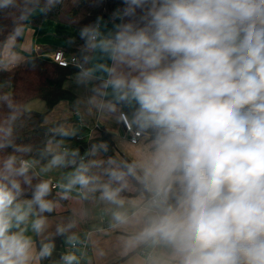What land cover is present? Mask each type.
Returning a JSON list of instances; mask_svg holds the SVG:
<instances>
[{
  "label": "clouds",
  "instance_id": "1",
  "mask_svg": "<svg viewBox=\"0 0 264 264\" xmlns=\"http://www.w3.org/2000/svg\"><path fill=\"white\" fill-rule=\"evenodd\" d=\"M124 5L106 34L81 30L85 47L110 63L80 79L102 73L95 78L111 90L104 107L119 113L132 142L146 144L133 160L107 155L106 142L84 155L48 148L39 172L35 161L4 159L0 264L52 257L51 240L35 251L29 225L39 237L45 214L68 200L99 201L111 229L135 227L124 251L150 249L146 264H264V0ZM53 168L71 170L55 182L39 178ZM86 217L82 208L57 225L69 246L60 264H81L86 255L79 246L89 237L72 231Z\"/></svg>",
  "mask_w": 264,
  "mask_h": 264
},
{
  "label": "trees",
  "instance_id": "2",
  "mask_svg": "<svg viewBox=\"0 0 264 264\" xmlns=\"http://www.w3.org/2000/svg\"><path fill=\"white\" fill-rule=\"evenodd\" d=\"M71 1L12 0L11 4L0 6V166L9 155H16L18 160L35 161L34 170L38 172L37 169L46 165L50 159V156L41 154L50 148V144L63 139L76 140L84 149L106 142L109 145L107 155L117 158L107 131L100 130L98 136L89 140L84 137L79 139L81 131H75V136L61 137L57 134V124L46 122L47 111L60 101L73 97L64 84L74 73L85 69L91 58L92 52L80 38L81 30L88 26H98L99 31L106 34L112 28L113 14L125 7L124 0H78L76 7L64 16ZM2 3L3 0H0V5ZM46 20L76 28V37L69 38L64 50L68 55L78 58L79 66L62 67L41 56L30 57L13 67L7 66L4 57L10 43L11 51L15 52L26 26H40ZM38 99L46 103V112L28 110L27 105ZM39 178L49 179L43 175ZM36 182L38 181H33ZM56 191L53 190V197L50 198L55 197ZM55 214L56 211L46 213L45 216L51 217ZM49 240L55 244V250L52 257L42 260V264H58L60 258L57 252L61 238L44 242ZM39 244L40 242L38 250Z\"/></svg>",
  "mask_w": 264,
  "mask_h": 264
},
{
  "label": "crops",
  "instance_id": "3",
  "mask_svg": "<svg viewBox=\"0 0 264 264\" xmlns=\"http://www.w3.org/2000/svg\"><path fill=\"white\" fill-rule=\"evenodd\" d=\"M76 34L75 27L51 20L44 21L40 26L28 25L17 44L15 52L11 51L12 44L10 43L5 53L4 62L7 66L13 67L35 56L52 60L53 54L58 50H64L68 45L69 38H75ZM91 52L92 55L87 67L82 71L93 69L94 66L100 63H110L106 58H102L98 51ZM82 71L74 73L64 84V87L73 95L72 98L60 101L50 111H47L46 105L42 108L40 106L41 111H47L46 122L56 123L59 131H81V137L86 139L87 137L98 136V131L105 130L110 134L113 151L117 159H135L137 153L145 146L146 141L140 140L138 144H132L126 137L121 120L118 119L119 113L109 112L104 107L111 100V90L103 89L101 87L102 81L95 78L103 74L96 72L94 78L81 81L80 73ZM105 91L109 95H105ZM124 112L127 113V109H124ZM55 144H50L49 147L56 151L62 150L63 147L69 149L83 147L78 141L68 139H63ZM88 150L85 148L83 153L85 154ZM42 167L40 166L37 169L38 172ZM70 170L58 168V173H62L59 180ZM41 175L49 178L47 173ZM52 180L54 182L58 181L57 179ZM82 208L87 210V217L79 222L78 226L72 231L79 234L81 238L91 232L92 255L87 258L85 264H146L151 252L150 249L140 247L127 252V254L124 251L125 242L137 229L135 227L119 230L109 228V217L104 211L105 206L99 201L85 204L75 200L62 201L61 206L56 210V214L47 217L48 227L39 237L31 231L29 225L27 235L32 236L35 241V251L38 252L39 242L61 238V244L57 252L58 257L60 258L62 254L66 253L69 249V246L65 243L66 238L56 235V227L58 224H66L69 220L77 218V214ZM30 264H42V260L33 259Z\"/></svg>",
  "mask_w": 264,
  "mask_h": 264
},
{
  "label": "built area",
  "instance_id": "4",
  "mask_svg": "<svg viewBox=\"0 0 264 264\" xmlns=\"http://www.w3.org/2000/svg\"><path fill=\"white\" fill-rule=\"evenodd\" d=\"M52 60L56 64H58L59 66H62V67H68L70 65H72V66H79V60H78V58L76 56H73V55H68L65 50H58V51H56L53 54V56H52ZM121 123L123 125V128H124V131H125V134H126L127 139L132 144H138L140 141L137 142V143L132 142V132L125 126V124L122 121H121ZM82 138L83 137L80 136L79 139H82ZM63 148H65V147H63ZM82 155H84V153ZM87 236L89 238H88V241H87L86 245L79 246V247H81V250L86 253V255H84L83 258H82L81 264H85L87 258L90 255H92V246H91V243H90L91 232H89Z\"/></svg>",
  "mask_w": 264,
  "mask_h": 264
},
{
  "label": "rangeland",
  "instance_id": "5",
  "mask_svg": "<svg viewBox=\"0 0 264 264\" xmlns=\"http://www.w3.org/2000/svg\"><path fill=\"white\" fill-rule=\"evenodd\" d=\"M77 2H78V0H72L70 3H69V5H67V7H66V11H65V13H64V16L66 15V13L67 12H70V10H73L75 7H76V5H77ZM81 14V13H80ZM65 19H68L67 17H64ZM75 19V18H74ZM46 104L44 103V101H42V100H33L31 103H29L28 105H27V108H28V110H31V111H38V112H43V111H41V109H40V106H41V108L43 107V106H45ZM89 139H91V137H87V140H89ZM60 144H62V143H60ZM55 146H56V144H55ZM57 147V146H56ZM69 170V169H68ZM52 177H51V176ZM62 175V173H58V168H53V170L52 171H50V172H48L47 173V176H49V178H51V179H57V180H59V176H61Z\"/></svg>",
  "mask_w": 264,
  "mask_h": 264
},
{
  "label": "water",
  "instance_id": "6",
  "mask_svg": "<svg viewBox=\"0 0 264 264\" xmlns=\"http://www.w3.org/2000/svg\"><path fill=\"white\" fill-rule=\"evenodd\" d=\"M79 151H80V153H81V155H82V154H83V151H84L83 147H80V148H79Z\"/></svg>",
  "mask_w": 264,
  "mask_h": 264
}]
</instances>
